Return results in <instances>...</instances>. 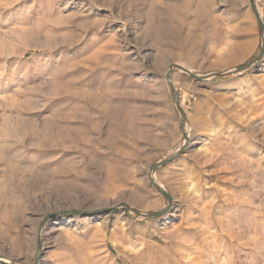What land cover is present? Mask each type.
Masks as SVG:
<instances>
[{"label": "rangeland", "instance_id": "rangeland-1", "mask_svg": "<svg viewBox=\"0 0 264 264\" xmlns=\"http://www.w3.org/2000/svg\"><path fill=\"white\" fill-rule=\"evenodd\" d=\"M252 4L0 0V264H264Z\"/></svg>", "mask_w": 264, "mask_h": 264}, {"label": "water", "instance_id": "water-1", "mask_svg": "<svg viewBox=\"0 0 264 264\" xmlns=\"http://www.w3.org/2000/svg\"><path fill=\"white\" fill-rule=\"evenodd\" d=\"M250 6H251V9H252V11L254 12V14H255V17H256V21H257V25H258V28H259V31H260V34L262 35L263 34V27H262V25H261V22H260V18H259V16H258V14L256 13V11H255V8H254V6H253V4H252V0H250ZM260 56L261 55H259L255 60H253L252 62H250V63H248V64H246V65H244V66H242V67H239L238 69H236L235 70V72H238V71H242V70H246V69H249L250 67H252V66H254L259 60H260ZM173 71H179V72H181V73H183L184 75H186V76H189V77H193V78H196L197 80H204V79H206V77H202V78H199V77H196V76H194L188 69H186V68H184V67H182V66H179V65H172V66H170V68H169V71L166 73V79H167V81L170 83V97H171V99L174 101V102H177V98H176V96H175V93H174V90H173V88H172V86H171V82H170V76H171V74H172V72ZM228 74H231V72H225V73H217V74H214L213 75V77H222V76H226V75H228ZM180 124H181V126L183 125V115H182V113L180 114ZM168 161H165V162H162V163H159V164H157L156 166L158 167V166H162V165H164L165 163H167ZM155 187H156V189L159 191V192H161L168 200H169V197H168V195H166V194H164L161 190H160V188H158L156 185H155ZM130 211H132L134 214H136V215H139V216H142V215H144L146 218H156V217H158L159 215H160V213H154V214H140V212H138V211H136V210H134V209H129ZM65 214H68V215H88V214H86V213H76V212H62V213H59L58 215H65ZM9 264H14V263H9Z\"/></svg>", "mask_w": 264, "mask_h": 264}, {"label": "bare ground", "instance_id": "bare-ground-1", "mask_svg": "<svg viewBox=\"0 0 264 264\" xmlns=\"http://www.w3.org/2000/svg\"><path fill=\"white\" fill-rule=\"evenodd\" d=\"M19 39H21L20 36H19ZM6 45H7V44H6ZM12 99H13V100H12ZM11 100H12V102H16L14 98H11L10 101H11ZM24 106H25V105H24ZM12 107H13V105H12ZM10 108H11V107H10ZM70 114H72V113H70ZM72 117H73V115H72ZM52 124H54V123H52ZM53 126H54V125H53ZM57 134H58V133H57ZM61 134H62V133H61ZM70 137H71V136H70ZM67 138H68V137H67ZM195 162H197V161H195ZM60 164H61V163H60ZM57 168H58V167H57ZM67 171H68V170H67ZM0 196H1V195H0ZM148 208H150V207H148ZM140 214H143V213L140 212ZM139 260H140V259H139ZM159 262H160V261H159ZM132 263H133V264H145V263H143V262H136V260H135V261L132 260ZM154 264H155V263H154Z\"/></svg>", "mask_w": 264, "mask_h": 264}]
</instances>
